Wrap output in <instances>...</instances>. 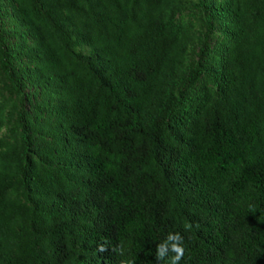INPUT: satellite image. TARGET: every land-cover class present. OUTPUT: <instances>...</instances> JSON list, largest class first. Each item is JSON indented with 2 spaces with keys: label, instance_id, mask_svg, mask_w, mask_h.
<instances>
[{
  "label": "trees",
  "instance_id": "16d2710c",
  "mask_svg": "<svg viewBox=\"0 0 264 264\" xmlns=\"http://www.w3.org/2000/svg\"><path fill=\"white\" fill-rule=\"evenodd\" d=\"M199 1L223 40L186 98L178 0H0L1 65L38 102L0 140V264H159L170 232L180 264H264V0Z\"/></svg>",
  "mask_w": 264,
  "mask_h": 264
},
{
  "label": "rangeland",
  "instance_id": "374dc122",
  "mask_svg": "<svg viewBox=\"0 0 264 264\" xmlns=\"http://www.w3.org/2000/svg\"><path fill=\"white\" fill-rule=\"evenodd\" d=\"M213 1L216 0H206ZM177 7L173 10L172 20L184 35L186 53L180 67L175 85V92L182 91L184 97L193 96L203 82H206V75L201 74L205 67L211 63H217L221 42L223 40L222 23L218 19H211L207 22L206 14L199 0H178ZM9 24V19L7 18ZM12 23V27L14 26ZM10 44L18 48L17 42L11 40ZM17 46V47H16ZM19 62L16 61V64ZM191 70H196V81L189 86ZM32 88H24V95H30ZM0 105L4 124L0 128V140L9 143H17L21 140V129L19 120L31 118L36 110L38 102H29L27 98L21 102V96L15 91L13 82L9 79L6 70L1 65L0 57ZM20 143V142H18Z\"/></svg>",
  "mask_w": 264,
  "mask_h": 264
},
{
  "label": "clouds",
  "instance_id": "9594fccd",
  "mask_svg": "<svg viewBox=\"0 0 264 264\" xmlns=\"http://www.w3.org/2000/svg\"><path fill=\"white\" fill-rule=\"evenodd\" d=\"M192 225L188 224L185 226V229H191ZM109 248L106 246V243H101L98 245L97 250L100 253L107 251ZM111 251L117 253L120 256H123L125 250L122 244H117L115 247L111 248ZM172 253V255H169ZM185 255L184 247V237L179 233H168L164 239L156 245V260L159 264H180V261ZM121 264H135V261L127 260L121 261Z\"/></svg>",
  "mask_w": 264,
  "mask_h": 264
}]
</instances>
